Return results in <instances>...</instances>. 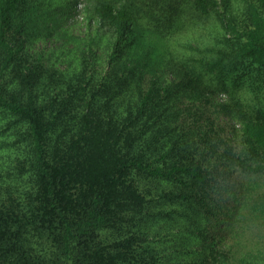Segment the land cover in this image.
<instances>
[{
  "label": "trees",
  "instance_id": "trees-1",
  "mask_svg": "<svg viewBox=\"0 0 264 264\" xmlns=\"http://www.w3.org/2000/svg\"><path fill=\"white\" fill-rule=\"evenodd\" d=\"M79 12L91 37L70 50ZM40 37L79 69L31 52ZM255 78L264 0H0V264H264L257 237L245 238L264 195L233 221L206 201L228 165L264 175V95L222 110L244 157L214 158L199 117L180 128L183 107L189 116ZM179 149L195 161H173ZM153 193L167 214L152 213ZM193 203L199 214L177 221L175 207ZM166 217L181 228L169 241L157 228ZM211 221L225 233L209 234ZM239 235L249 245L234 250Z\"/></svg>",
  "mask_w": 264,
  "mask_h": 264
},
{
  "label": "rangeland",
  "instance_id": "rangeland-1",
  "mask_svg": "<svg viewBox=\"0 0 264 264\" xmlns=\"http://www.w3.org/2000/svg\"><path fill=\"white\" fill-rule=\"evenodd\" d=\"M81 11V8H79ZM89 28V22L87 18H85L84 14H80L75 16V20L72 26L69 29L70 34L74 37L72 42H68L69 45L65 44V48H69L70 50L74 45L80 42H85V38H89L91 36H87V29ZM94 26H92V30ZM92 36L94 33H91ZM77 40V41H76ZM60 44L53 40L46 39L44 37H40L35 41L34 45L31 46V52L33 53H44L47 57H49L52 62H54L57 66L64 69L68 67V73L76 72L79 69V59L75 55H70L65 48H60ZM173 47V46H172ZM177 51H185L184 49L175 48ZM163 50V46L161 42L157 43V52H161ZM63 52V53H62ZM104 65V64H102ZM99 70L106 71L105 66L99 68ZM103 71L100 75L103 74ZM101 77L99 76V79ZM98 79V80H99ZM250 80V79H249ZM249 80L240 84L236 89L229 90L232 94H226L223 92H218L211 98L210 101L203 103H196L195 105L186 106L189 111L182 110V119L180 128L184 130L187 127H191L193 123V119L196 117L201 118L199 123L200 126L205 128V131H212V134L209 135L210 144L213 146L214 158H222L221 155L228 154L229 158H234L236 155L240 153V157H244L241 153L240 149V138H239V130L240 127L237 121L230 118L228 115L223 114V108L226 107L230 110H236L238 108V101L242 104V108L244 109L248 104L252 103L251 97L255 96H263L264 95V80L254 79L255 82L250 84ZM248 86V87H247ZM186 104V103H185ZM204 107L201 111V108ZM240 107V106H239ZM203 147L199 146L198 150H196L195 155H203L208 157L209 155L202 152ZM225 156V155H223ZM186 158V159H185ZM173 161H188L194 162L195 158L190 155L187 151L180 152V149L175 153L172 157ZM217 170L215 174H217ZM214 190H211L209 197L206 199L208 205H211L217 211L218 214H230L232 216V221L236 219L238 212L241 208L244 207V202L248 200V198H252V196L256 195H264V175H255V174H246L237 170L235 165L226 166L223 169V174L220 180L217 181ZM169 192V191H168ZM168 192L165 191L164 195L168 196ZM156 193H153L152 199L153 205H151L152 213L160 214L159 211L162 210L164 214H167L165 211L168 208V204L166 202V198L163 200L159 199ZM157 202V205L155 204ZM202 203H193L191 204V208L184 210L181 207H175L174 216L177 221H184L181 218V214H184L182 217L192 216L194 214H199L200 207ZM162 206V208H161ZM165 210V211H164ZM246 213V211L244 212ZM180 217H179V216ZM157 216V217H158ZM164 223L158 225V229L167 237V241L172 240L176 234H181V228L178 227L176 223H174L171 219L166 217L164 219ZM197 225H202L200 221ZM247 225L252 230L249 231L248 235H245V238L251 237L253 240L256 238V245L264 249V215L260 214H252L247 218ZM153 228V227H152ZM195 227H191L193 230ZM218 228H221L223 234L227 230L228 227L224 225L218 226L216 222L211 221L209 224V234L215 235L217 233ZM240 229L237 231L239 232ZM240 238V235L238 236ZM236 236H234L231 240H228V244L232 246V248L243 250L245 247L249 245V243L245 239L235 240ZM199 246H196L195 249H199Z\"/></svg>",
  "mask_w": 264,
  "mask_h": 264
}]
</instances>
